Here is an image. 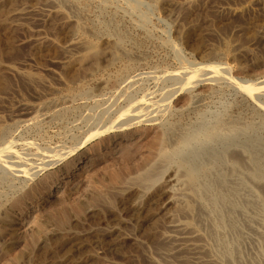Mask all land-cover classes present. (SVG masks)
<instances>
[{
    "label": "rangeland",
    "instance_id": "374dc122",
    "mask_svg": "<svg viewBox=\"0 0 264 264\" xmlns=\"http://www.w3.org/2000/svg\"><path fill=\"white\" fill-rule=\"evenodd\" d=\"M209 63H219L228 71L221 75L225 78L220 76L222 80L210 82L202 73L203 81L186 83L197 66ZM179 87L182 91L173 90ZM163 102L167 105L165 111L151 112L152 103ZM135 106L144 108L153 119L142 125L147 134L163 127L175 128V136L188 132L193 139L185 150L188 158H178L179 162L163 167L161 175L147 186L131 183L109 188V169L103 166L100 174L94 175H100V179L93 178L100 188L93 184L95 188H86L74 196V202L83 205L81 215L71 205V209L69 205L65 207L70 224L64 232H55L54 222L42 218L48 233L40 234L38 243L29 244L28 236L21 244L24 248H13L8 245L9 237L3 236L0 264H264V180L259 182L262 186L254 184L250 170L240 177L231 173L229 166L219 167L225 170V176L233 175L227 177L228 189L235 178L245 186L236 199L239 209L231 216H235L231 222L235 223L228 225L226 221L227 226L218 224L215 213L202 212L184 175V165L192 155L202 152V157L207 147L213 153L228 147L241 159L244 155L247 162L242 146L252 141L264 145V0H0V151L5 157L0 155V211L23 187L44 175V170L37 172L44 163L50 164V172L55 171L74 154L98 142L95 132L104 129L102 138L119 133L121 115ZM85 118L93 119L87 122ZM210 128L216 129L220 137L206 144L203 134ZM234 128L238 130L235 135ZM75 146H79L76 152L51 165L52 153L69 152ZM6 158L18 171L15 175L6 168ZM41 161L43 165L39 166ZM118 161L108 163L121 170ZM211 178L214 180L216 174ZM109 191L108 198L115 206H111L112 212H91L86 201L92 193ZM68 196L66 193L65 201L71 198ZM257 204L260 209L255 211ZM11 211L18 218L19 210Z\"/></svg>",
    "mask_w": 264,
    "mask_h": 264
},
{
    "label": "bare ground",
    "instance_id": "6f19581e",
    "mask_svg": "<svg viewBox=\"0 0 264 264\" xmlns=\"http://www.w3.org/2000/svg\"><path fill=\"white\" fill-rule=\"evenodd\" d=\"M79 25V24H78ZM80 26V25H79ZM86 43V42H85ZM9 46V45H8ZM84 47V46H83ZM214 50V49H213ZM218 50V49H217ZM214 52V51H213ZM122 54V53H121ZM125 55V54H124ZM223 56V55H222ZM127 64V63H126ZM194 68V67H193ZM185 69V68H183ZM187 69V68H186ZM197 70H194V72H192L188 78L185 79L186 83H189L190 85H193V83L197 82V80H199L200 82L203 81V79L201 80L200 75L203 74H207V78L208 80H210V82L212 80H222L224 79L222 76L224 72H228L225 71V69L223 67L220 66V64H207L205 66H197L196 67ZM228 69V68H226ZM189 70V69H188ZM187 71V70H186ZM182 72V71H181ZM170 73V72H169ZM183 73V72H182ZM177 74V73H176ZM175 74V75H176ZM227 73H224V75H226ZM181 73L178 75L180 76ZM184 75V74H183ZM222 75V76H221ZM131 76V75H130ZM173 76V75H172ZM220 76L222 77V79L220 78ZM134 77V76H132ZM136 77V76H135ZM185 77V76H184ZM137 78V77H136ZM140 78V77H139ZM176 78V77H175ZM183 78V77H182ZM205 79V78H204ZM177 80V79H175ZM123 81V80H122ZM125 82V80H124ZM128 82V81H127ZM123 83V82H122ZM198 83V82H197ZM209 83V82H208ZM129 84V82H128ZM127 84V85H128ZM201 84V83H200ZM189 85V87H190ZM174 87V86H173ZM189 87H187L189 89ZM193 88V87H192ZM195 88V87H194ZM250 89V88H249ZM173 90H175L177 93L182 91L181 87H179V89L177 88V90L174 88ZM172 90V91H173ZM191 90V89H190ZM253 90V89H252ZM173 92V94L175 95L176 92ZM255 91V90H254ZM125 92V91H124ZM128 92V91H127ZM82 93V91H81ZM251 93V92H250ZM249 93V94H250ZM256 93V92H255ZM254 92L251 93V95L255 94ZM85 94V93H84ZM87 94V93H86ZM250 95V96H251ZM256 96L254 95V98ZM88 99V98H87ZM192 99V98H191ZM185 100V99H184ZM187 100V99H186ZM167 101V99H166ZM256 102V101H255ZM258 102V101H257ZM135 103V102H134ZM166 102L163 103H152L151 109L153 113H157L160 114L162 113V111H165L167 109V105L165 104ZM136 104V103H135ZM134 104V105H135ZM139 104V103H138ZM258 104V103H256ZM259 105V104H258ZM261 105V103H260ZM131 106V105H130ZM129 106V107H130ZM133 106V105H132ZM263 106V105H262ZM35 110H38L39 107H34ZM41 109V108H40ZM45 109V108H44ZM107 109V108H106ZM105 109V110H106ZM110 109V108H109ZM129 109V108H128ZM22 110V109H21ZM42 110V109H41ZM40 110V111H41ZM259 110V109H258ZM263 110V109H262ZM168 111V110H167ZM109 112V111H108ZM145 110L144 108H141L140 106H135L132 107V110L127 113H123L121 115L122 118H120L122 121H120L118 123V125L120 127H117L119 129V133L114 134V136H110V137H101L103 130L99 133L95 132L94 135H97L99 137V141L90 145V147L88 149H86L84 152L82 153H76L74 154L70 160L68 162H64L65 164L62 165V167L58 168L55 171L50 172L49 165L42 164L43 162H39V169L38 170H44V175H42V177L38 178V180L34 183H31L29 186L27 187H23V189L20 190L19 193H17L14 198H12L11 201H9V203L6 206L2 207V210L0 211V238H3V236H7L9 237V247H16V246H21V244L24 242L25 243V239L28 238L27 241H29L31 243H35L37 242L36 239L37 237L41 234H43L42 236H46V224L42 221V218H45L46 221H53L54 222V227H56L57 231L55 232H59L62 231L64 232L66 228H68L67 225H69V219L68 216L66 214V212L64 211L65 207L67 205H69V208L71 209L70 205L72 206V210H74L77 214H80L83 211V205L74 202L75 200L77 201V199H75V195L82 192L83 190H85L86 188H89L95 184V180H99L100 178H95L94 175L98 173V171L100 172V169L104 166L105 168H108L109 171L108 172V176L107 173L105 174L106 177L109 178L108 181H110V185L112 187L109 188H113L116 185H127L131 183H135L139 186H147L151 183H154L156 180V177L158 174L161 175V169H163V167L169 166L170 164L174 163V161H178L177 159H187L188 157L185 156V150L187 147H189V145L191 144L192 136L190 134H188V132H180L179 134H177V136L174 135L175 128H171V127H163L162 129H155V130H151L152 132L150 134H147L145 129L142 127L143 123L145 122H150L153 121L152 118H149L146 114H145ZM263 112V111H262ZM167 113V112H166ZM89 114V113H88ZM107 114V113H106ZM164 116L166 115L163 112ZM106 116V115H105ZM89 117V116H88ZM93 118H85V120L87 122L92 121ZM99 119V118H98ZM102 120V119H100ZM117 120V119H116ZM37 121V120H36ZM99 121V120H97ZM102 122V121H101ZM106 122V121H105ZM112 122V121H111ZM116 122V121H115ZM220 122V121H219ZM114 123V122H113ZM152 123V122H151ZM221 123V122H220ZM101 124V123H100ZM99 124V126H100ZM153 124V123H152ZM108 125V124H107ZM105 124V126H107ZM112 125V123H111ZM113 126V125H112ZM117 126V125H116ZM176 126V125H175ZM174 126V127H175ZM180 126V125H179ZM7 127V126H6ZM218 127V126H217ZM238 127V126H237ZM2 128V127H1ZM106 128V127H105ZM112 128V127H111ZM114 128V127H113ZM179 128V127H178ZM116 129V128H115ZM5 130V129H3ZM2 130V131H3ZM108 130H110V128H108ZM114 130V129H113ZM117 130V129H116ZM100 131V130H99ZM112 131V130H111ZM186 131V130H185ZM238 130H236L235 128L233 129L232 133H234V135L237 133ZM1 132V130H0ZM6 132V130H5ZM2 133V132H1ZM4 133V131H3ZM178 133V132H177ZM88 137H89V132L87 133ZM112 134V133H111ZM109 135V134H108ZM204 139L203 141L206 144H209L211 141L217 139L220 137V133L214 129V128H210V129H205L204 130ZM174 136L176 138H174ZM232 136V135H231ZM2 137V136H0ZM94 137V136H93ZM174 138V139H173ZM230 138V137H229ZM98 139V138H97ZM228 139V138H227ZM87 140V139H84ZM144 140V141H143ZM90 141V140H89ZM221 141V140H220ZM85 142V141H84ZM83 142V143H84ZM251 142V141H249ZM84 145V144H83ZM80 146V145H79ZM73 148L70 149L69 152H55L52 153V157L51 160V165H54L56 163L61 162L64 157L67 154H71V152H76L77 148ZM206 146V145H205ZM204 146V147H205ZM191 147V146H190ZM244 149V153L247 155L248 160L246 162V159L243 155V158L241 159L240 156H238L236 153L232 152V150H230L228 147H226L224 150L222 149V152L220 153H213L211 151H209L207 148H205L203 150L204 155L201 157V153H197L194 155H192V160L190 162H187L184 166L185 169V176L187 177V183L185 182V184H187V186L190 188V190L192 191V193L195 196V199L198 201L196 203H198L199 205H201L202 207V212L205 211H210L213 213H215L217 215V222L219 225H224V223H226V221H228V225L233 221V216L231 219L232 214L234 215V213L236 212L238 208L236 199L238 200V195L240 194L241 190L243 189L244 184L242 182L241 179L235 178V183H233V186L227 187L228 184V176L230 175L229 171V175L225 176L223 172L224 171H220L219 167L221 168V166H225L222 168H228V166L231 169V173L236 174L237 176H240L250 170L251 172L249 173V176L251 178V180L255 182H262L264 180V145L258 144V143H246L244 146H242ZM9 148V147H8ZM0 149L2 150V148L0 147ZM81 149V148H80ZM141 149V152H140ZM11 150V149H10ZM45 150V149H44ZM42 150V152L44 151ZM221 151V150H220ZM240 151V150H239ZM239 151H237L238 153H240ZM7 152V151H6ZM5 152V154H6ZM9 154L11 153L10 151H8ZM41 152V153H42ZM194 152V151H193ZM3 151H0V155H2ZM13 153V152H12ZM39 153V154H41ZM48 154V152H45ZM4 154V153H3ZM8 154V153H7ZM8 154V155H9ZM44 152L41 154L43 155ZM7 155V156H8ZM38 155V154H37ZM45 155V154H44ZM43 155V156H44ZM188 155V153H187ZM6 156V157H7ZM11 156V154L9 155V157ZM2 157H4V155H2ZM8 157V158H9ZM38 157H40L38 155ZM50 157V156H47ZM1 158V156H0ZM5 158V157H4ZM44 158V157H43ZM194 158L196 159V161H194ZM67 159V158H66ZM245 159V160H243ZM28 160V159H27ZM40 160V159H39ZM49 160V159H48ZM115 160H119L120 161V166H122L123 168H121V170L117 169L116 167H114V165L117 163L115 162ZM1 161H3V159H1ZM4 161H6L5 164L6 168L12 172L10 173L11 175L14 173H17L15 170L16 168L12 165L9 164V161L11 160H6L4 159ZM8 161V162H7ZM115 162V164H109L108 162ZM118 161V163H119ZM12 162V161H11ZM47 162V161H46ZM179 162V161H178ZM2 163V162H0ZM25 163V162H24ZM27 164V163H26ZM36 164V163H35ZM108 164V167H106ZM173 164V165H174ZM177 164V163H176ZM4 164H1V166ZM22 165V164H21ZM112 165V166H111ZM35 166V165H33ZM37 166V164H36ZM116 166V165H115ZM3 167V166H2ZM1 167V168H2ZM20 167V166H19ZM18 167V169H19ZM23 168V166H21ZM119 167V166H118ZM34 169L36 167H33ZM44 168V169H43ZM104 168V169H105ZM168 168V167H167ZM170 168V167H169ZM5 173V169L4 167L2 168ZM6 169V171H7ZM17 169V170H18ZM105 169V170H108ZM21 170V169H20ZM30 170V169H28ZM164 170V169H163ZM166 170V169H165ZM2 171V170H1ZM27 171V170H26ZM1 172V173H3ZM23 172V170H22ZM41 172V171H39ZM160 172V173H159ZM227 172V169H226ZM35 173V172H33ZM227 173V174H228ZM6 174V173H5ZM24 174V173H23ZM26 174V173H25ZM30 176V173H28ZM36 174V173H35ZM100 174V173H98ZM213 174H216V178H214V180H210L212 179L211 176ZM15 175V174H14ZM20 175H22L20 173ZM37 175V174H36ZM39 175V174H38ZM103 175V173H102ZM232 175V174H231ZM230 175V176H231ZM247 175V174H246ZM23 176V175H22ZM233 176V175H232ZM6 177V176H5ZM19 177V175H18ZM33 176H31L32 178ZM36 177V176H35ZM34 177V178H35ZM239 177V178H240ZM17 178V176H16ZM21 178V176H20ZM26 178V177H24ZM29 178V177H28ZM84 178V180H83ZM95 178V180L93 179ZM161 178V177H160ZM233 178V177H232ZM248 177L244 176V179L247 180ZM18 179V178H17ZM30 179V178H29ZM28 179V180H29ZM102 179V178H101ZM106 179V178H105ZM231 179V178H229ZM239 181H238V180ZM2 180V179H1ZM8 180V178H7ZM103 180V181H102ZM100 180L102 182H104V178ZM238 182H237V181ZM96 181V182H97ZM107 181V180H106ZM248 181V180H247ZM25 182V181H24ZM231 183V181H229ZM245 182V181H244ZM99 183V182H98ZM246 183V182H245ZM105 185L108 184L107 182L104 183ZM103 184V185H104ZM261 185V183H259ZM100 185V184H99ZM97 187H99L98 185H96ZM102 186V185H101ZM186 186V187H187ZM230 186V184H229ZM253 186V185H252ZM262 186V185H261ZM96 187V188H97ZM248 187V185H247ZM93 188H95V186H93ZM100 188V187H99ZM118 188V187H117ZM121 188V187H120ZM118 188V189H120ZM92 189V188H91ZM108 189V188H107ZM116 189V188H114ZM121 189H124L121 188ZM188 189V188H187ZM186 189V190H187ZM249 189V188H247ZM262 189V188H261ZM260 189V190H261ZM95 190V189H94ZM100 190V189H99ZM112 190V189H111ZM136 190V189H135ZM134 190V191H135ZM142 190V189H141ZM264 190V188H263ZM88 191V190H86ZM93 191V190H91ZM97 191V190H96ZM95 191V193H96ZM131 191V190H130ZM133 191V192H134ZM253 191V189H252ZM90 192V190H89ZM118 192V191H117ZM121 192V190H120ZM246 192V191H244ZM243 192V194H244ZM69 193V196H71L70 199L65 201V194ZM87 193V192H86ZM85 193V194H86ZM110 193V191L108 193H98L96 195H93L94 193H92V196L89 197V199L86 201V205L89 204L92 209L90 210L91 212L93 211H106V212H112L113 209H111V200L108 198V194ZM122 193V192H121ZM250 193V192H249ZM262 193V192H261ZM83 194V193H82ZM84 194V195H85ZM89 194V193H87ZM86 194V195H87ZM114 194V193H113ZM126 194V193H125ZM247 194V193H245ZM251 194V193H250ZM117 196L118 194H114V196ZM163 195V194H162ZM68 196V197H69ZM83 196V195H82ZM88 196V195H87ZM114 196H112L114 199ZM115 196V197H116ZM121 195H119L120 197ZM168 196V195H167ZM166 196V197H167ZM247 196V195H246ZM245 196V197H246ZM248 196H250L248 194ZM111 197V196H110ZM125 197V196H124ZM123 197V198H124ZM132 197V196H131ZM156 197V196H155ZM244 197V198H245ZM252 198H254L251 195ZM262 197V195H261ZM240 198V196H239ZM250 198V197H249ZM257 198V196H256ZM139 199V198H138ZM171 199V198H170ZM174 199V198H173ZM192 199V198H191ZM242 199V198H241ZM121 200V199H120ZM155 200V198H154ZM194 200V199H193ZM192 200V201H193ZM251 200V198L249 199ZM254 200V199H253ZM256 200V199H255ZM73 201V202H72ZM84 200L82 199V202ZM124 201V200H123ZM126 201V199H125ZM124 201V202H125ZM151 201V200H150ZM240 201V200H239ZM247 201V200H246ZM158 202V201H157ZM243 202V201H242ZM255 202V201H254ZM252 201V203H254ZM258 202V201H257ZM262 202V200H261ZM264 202V201H263ZM76 203V204H75ZM113 203V202H112ZM118 203V202H117ZM152 203V202H151ZM248 203V202H247ZM250 205L248 204V206H251V202H249ZM260 203V202H259ZM114 204V203H113ZM127 204V203H126ZM158 204V203H157ZM196 204V206L198 205ZM239 204V203H238ZM243 204V203H242ZM123 205V204H122ZM190 205V204H189ZM187 204V206H189ZM258 207L253 208V210H258L259 208V204H257ZM114 206V205H113ZM112 206V207H113ZM126 206V205H124ZM186 206V207H187ZM195 206V207H196ZM255 206V204H254ZM194 207V206H193ZM192 207V208H193ZM200 207V208H201ZM13 208H17V210H19V213L17 215L18 218L13 217L14 214H12L13 212L11 211V209ZM68 208V207H67ZM115 208V206H114ZM122 208V207H121ZM152 208V207H151ZM242 208V207H241ZM250 208V207H249ZM252 208V207H251ZM258 208V209H257ZM120 209V208H119ZM123 209V208H122ZM129 209V208H128ZM133 209V208H132ZM197 209V207H196ZM85 210V208H84ZM127 210V209H125ZM190 209L187 210V213ZM193 210V209H192ZM191 210V211H192ZM198 210V209H197ZM249 210V209H247ZM255 210V211H256ZM73 211V212H74ZM89 211V210H88ZM115 211V210H114ZM121 211V210H120ZM119 211V212H120ZM194 211V210H193ZM204 211V214L206 213ZM261 211V210H260ZM17 212V211H16ZM95 212V213H96ZM133 212V211H132ZM196 212V211H195ZM194 212V214H195ZM207 212V213H208ZM69 213V212H68ZM103 213V212H102ZM199 213V212H198ZM240 213V212H238ZM253 213L255 214V212L253 211ZM252 213V214H253ZM94 214V213H93ZM97 214V213H96ZM132 214V213H131ZM203 214V213H202ZM236 214V213H235ZM69 215V214H68ZM81 215V214H80ZM109 215V214H108ZM240 216V214H238ZM257 215V214H256ZM262 215V214H261ZM70 216V215H69ZM79 216V215H78ZM195 216V215H194ZM193 216V217H194ZM198 216V214H197ZM201 216V215H200ZM206 216V215H205ZM211 216V215H210ZM238 216V217H239ZM208 217V215H207ZM216 217V216H214ZM261 217V216H260ZM264 217V216H263ZM103 218V217H102ZM108 218V216H107ZM130 218V217H129ZM244 218V216H243ZM115 219V218H114ZM200 219V218H198ZM235 219V218H234ZM238 219V218H237ZM252 219V218H251ZM257 219V218H256ZM261 219V218H260ZM50 221V222H51ZM112 221V220H111ZM110 221V222H111ZM151 221V220H150ZM248 221V220H247ZM251 221V220H250ZM261 221V220H260ZM259 221V222H260ZM49 222V223H50ZM89 222V221H88ZM98 222V221H97ZM198 222V221H197ZM203 222V221H202ZM244 222V221H243ZM242 224L247 223L246 221ZM258 222V221H257ZM258 222V223H259ZM48 223V222H47ZM48 223V224H49ZM76 223V222H75ZM78 223V222H77ZM96 223V222H95ZM139 223V222H138ZM227 223L225 225H227ZM235 223V222H234ZM233 223V224H234ZM237 223V222H236ZM47 224V225H48ZM112 224V223H111ZM110 224V225H111ZM121 224V223H120ZM124 224V223H123ZM232 224V223H231ZM230 224V225H231ZM232 224V225H233ZM239 224V223H238ZM52 225V224H51ZM74 225V224H73ZM81 226V223L79 224ZM78 225V226H79ZM91 225V224H90ZM93 225V224H92ZM98 225V223H97ZM119 225V224H118ZM140 225V224H139ZM154 225V224H153ZM152 225V226H153ZM203 225V224H202ZM207 225V224H206ZM209 225V224H208ZM215 225V224H214ZM227 225V226H228ZM237 224H235L234 226H231L230 228L235 227ZM247 225V224H246ZM262 225V224H261ZM76 226V225H74ZM126 226V225H125ZM129 226V225H128ZM156 226V225H155ZM204 226V225H203ZM212 226V225H211ZM258 226V225H257ZM51 227V226H50ZM49 227V229H50ZM106 227V226H105ZM208 227V226H207ZM216 227V226H215ZM213 227L214 229H217ZM218 227V225H217ZM249 227V226H248ZM251 227V226H250ZM264 227V226H262ZM70 228V227H69ZM72 228V227H71ZM88 228V227H87ZM124 228V227H123ZM128 228V227H127ZM154 228V227H153ZM219 229L221 227H218ZM228 228V227H226ZM100 229V228H99ZM235 229V228H234ZM262 229V228H261ZM98 230V229H97ZM121 230V229H120ZM126 230V229H125ZM137 230V229H136ZM151 230V229H150ZM53 231V230H50ZM93 231V230H92ZM95 231V230H94ZM128 231V230H127ZM146 231V230H145ZM212 231V230H211ZM210 231V232H211ZM54 232V233H55ZM79 232V231H78ZM91 232V231H90ZM121 232V231H120ZM119 232V233H120ZM130 232V230H129ZM215 232V231H213ZM217 232V231H216ZM226 232V231H225ZM234 232V231H233ZM53 233V232H52ZM51 233V234H52ZM73 233V232H72ZM95 233L97 234V232L95 231ZM123 233V232H122ZM239 233V232H237ZM242 233V232H240ZM66 234V233H65ZM88 234V233H87ZM126 234V233H124ZM215 234V233H214ZM243 234V233H242ZM49 235V234H48ZM69 235V234H68ZM71 235V234H70ZM111 235V233H110ZM117 235V234H116ZM209 235V234H207ZM213 237V240H216L217 237H215L213 234H211ZM223 235V234H222ZM259 235V234H258ZM2 236V237H1ZM58 236V235H57ZM83 236V235H82ZM94 236V235H93ZM97 236V235H96ZM114 236V235H113ZM121 236V235H120ZM126 236V235H125ZM136 236V235H135ZM239 236V235H238ZM260 236V235H259ZM263 236V235H262ZM66 237V236H64ZM74 237V236H73ZM88 237V235H87ZM119 237V236H118ZM210 237V235H209ZM208 237V238H209ZM241 237V236H240ZM239 237V238H240ZM5 238V237H4ZM43 238V237H42ZM54 238V237H53ZM63 238V237H61ZM81 238V237H80ZM79 238V240H80ZM112 238H116L112 237ZM222 238V237H221ZM262 238V237H261ZM7 239V238H6ZM48 239V238H47ZM45 238V240H47ZM102 239V238H101ZM107 239V238H106ZM220 239V237H219ZM245 239V238H244ZM260 239V238H259ZM264 239V238H263ZM4 239H1V242H3ZM83 240V239H82ZM210 240V239H209ZM223 240V239H222ZM227 240V239H226ZM239 240V239H238ZM254 240V239H253ZM6 241V240H4ZM26 241V243H28ZM48 241V240H47ZM50 241V240H49ZM75 241V240H74ZM106 241V240H105ZM109 241V240H108ZM111 241V240H110ZM221 241V240H220ZM224 241V240H223ZM243 241V240H242ZM42 242V241H41ZM73 240L71 241L72 244ZM79 242V241H77ZM84 242V241H83ZM89 242V241H88ZM206 242V241H205ZM226 242V241H225ZM239 242V241H238ZM38 243V242H37ZM59 243V242H58ZM75 243V242H74ZM97 243V242H96ZM95 243V245H96ZM114 243V242H113ZM257 243V242H256ZM262 243V242H261ZM6 244V242H5ZM69 244V243H68ZM102 244V243H101ZM132 244V243H131ZM137 244V243H136ZM224 244V243H223ZM263 244V243H262ZM24 245V244H23ZM39 245H42L39 243ZM53 245V244H52ZM59 245V244H58ZM61 245V244H60ZM80 245V244H79ZM103 245V244H102ZM141 245V244H140ZM216 245V243H215ZM226 245V244H225ZM1 246V245H0ZM5 246V245H4ZM25 246V245H24ZM99 246V245H98ZM114 246V245H113ZM121 246V245H120ZM134 246V245H132ZM136 246V245H135ZM139 246V245H138ZM224 246V245H223ZM222 246V247H223ZM3 247V246H2ZM23 247V246H21ZM27 246H25L26 248ZM56 247V246H55ZM95 247V246H94ZM129 247V245H128ZM140 247V246H139ZM236 247V246H235ZM264 246H262L263 248ZM1 248V247H0ZM19 248V247H18ZM24 248V247H23ZM21 248V249H23ZM29 248V247H27ZM73 248V247H72ZM119 248V247H118ZM125 248V247H124ZM123 248V249H124ZM132 248V247H131ZM138 248V247H137ZM2 249V248H1ZM6 249H10L7 248ZM21 249H16L17 251H21ZM41 249V248H40ZM43 249V248H42ZM83 249V248H82ZM88 249H90L88 247ZM112 249V248H111ZM128 249V248H127ZM7 250V251H8ZM15 250V249H13ZM15 250V252H17ZM26 250V249H25ZM31 250H33L31 248ZM99 250V249H98ZM119 250V249H117ZM223 250V249H222ZM225 250V249H224ZM239 250V249H238ZM264 250V249H263ZM1 251V250H0ZM3 251V250H2ZM30 251V250H29ZM68 251V250H67ZM80 251V250H79ZM88 251V250H87ZM112 251V250H111ZM233 251H236L233 250ZM10 252V250H9ZM12 252V251H11ZM14 255L17 257V253ZM63 252V250H62ZM74 252V251H73ZM85 252V251H84ZM104 252L106 253V251L104 250ZM226 254L230 255L229 251L225 250ZM231 252V250H230ZM237 252V251H236ZM235 252V253H236ZM20 253V252H19ZM23 253V252H22ZM48 253V252H47ZM53 253V252H52ZM64 253V252H63ZM66 253V252H65ZM117 253V251H116ZM114 252V254H116ZM133 253V252H132ZM135 253V252H134ZM3 254V252H2ZM6 254V253H4ZM26 254V253H25ZM56 254V253H55ZM72 254V253H71ZM224 254V253H223ZM233 254V253H232ZM237 254V253H236ZM242 254V253H241ZM6 255H12L10 254H6ZM24 254H22L23 256ZM76 255V254H75ZM227 255V256H228ZM234 255V254H233ZM245 255V254H244ZM14 256V258L16 259V257ZM54 256V255H53ZM78 256V255H77ZM80 256V255H79ZM232 256V255H231ZM230 256V257H231ZM243 256V254H242ZM264 256V255H263ZM52 257V256H51ZM55 257V256H54ZM69 257V256H68ZM135 257V256H134ZM138 257V256H137ZM225 257V256H224ZM237 257V256H236ZM6 258V257H5ZM11 258V257H10ZM9 258V259H10ZM42 258V257H41ZM48 260V257H46ZM75 258V257H74ZM108 258V257H107ZM235 258V256H234ZM233 258V259H234ZM2 255L0 256V263L2 262ZM8 259V257H7ZM6 262L10 261L7 260ZM13 259V258H12ZM17 259H20V257L18 256ZM16 259V260H17ZM39 259V258H38ZM69 259V258H68ZM71 259V258H70ZM69 259V260H70ZM97 259V258H96ZM104 259V258H103ZM138 259H141L138 258ZM227 259V257L225 258ZM239 259V257H238ZM250 259V258H249ZM5 260V259H4ZM75 260V259H74ZM253 260V259H251ZM259 260V259H258ZM14 261V259L12 260ZM18 261V260H17ZM16 261V262H17ZM94 261V260H93ZM227 261V260H226ZM224 261V262H226ZM242 261V260H241ZM255 261V260H254ZM253 261V262H254ZM15 262V261H14ZM27 262V261H26ZM35 261H33L34 263ZM53 262V260H52ZM55 262V261H54ZM91 262V261H90ZM100 262V260H99ZM223 262V263H224ZM230 263V260L228 261ZM227 262V263H228ZM233 263V261H231ZM236 262V261H235ZM250 262V261H249ZM249 262H247V264H249ZM257 262V261H255ZM262 262V261H261ZM11 264L13 262H10ZM18 263V262H17ZM20 263V262H19ZM18 263V264H19ZM32 263V264H33ZM137 263V262H136ZM140 263V262H139ZM237 263H239L237 261ZM242 263V262H241ZM264 263V262H263ZM22 264V263H21ZM54 264V263H53ZM138 264V263H137ZM231 264V263H230ZM243 264V263H242ZM257 264V263H254Z\"/></svg>",
    "mask_w": 264,
    "mask_h": 264
}]
</instances>
